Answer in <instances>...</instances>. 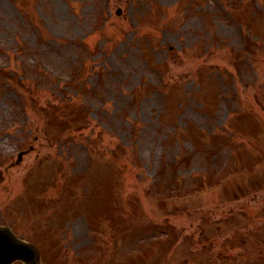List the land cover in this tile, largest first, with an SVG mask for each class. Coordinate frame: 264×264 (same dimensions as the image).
<instances>
[{
  "label": "rangeland",
  "instance_id": "1",
  "mask_svg": "<svg viewBox=\"0 0 264 264\" xmlns=\"http://www.w3.org/2000/svg\"><path fill=\"white\" fill-rule=\"evenodd\" d=\"M10 38L1 222L52 264H264V0H0Z\"/></svg>",
  "mask_w": 264,
  "mask_h": 264
},
{
  "label": "water",
  "instance_id": "2",
  "mask_svg": "<svg viewBox=\"0 0 264 264\" xmlns=\"http://www.w3.org/2000/svg\"><path fill=\"white\" fill-rule=\"evenodd\" d=\"M21 258L27 264H41L40 253L32 243L18 239L7 226H0V264Z\"/></svg>",
  "mask_w": 264,
  "mask_h": 264
}]
</instances>
